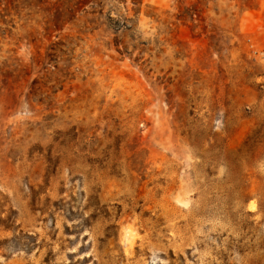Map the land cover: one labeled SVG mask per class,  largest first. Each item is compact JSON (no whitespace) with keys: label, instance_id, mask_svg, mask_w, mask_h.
<instances>
[{"label":"rangeland","instance_id":"374dc122","mask_svg":"<svg viewBox=\"0 0 264 264\" xmlns=\"http://www.w3.org/2000/svg\"><path fill=\"white\" fill-rule=\"evenodd\" d=\"M0 264H264V0H0Z\"/></svg>","mask_w":264,"mask_h":264}]
</instances>
